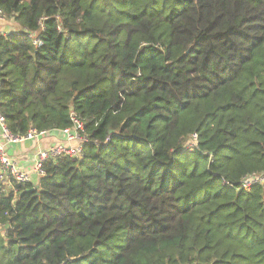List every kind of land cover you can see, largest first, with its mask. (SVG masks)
Returning a JSON list of instances; mask_svg holds the SVG:
<instances>
[{"label":"trees","instance_id":"16d2710c","mask_svg":"<svg viewBox=\"0 0 264 264\" xmlns=\"http://www.w3.org/2000/svg\"><path fill=\"white\" fill-rule=\"evenodd\" d=\"M0 13L8 132L76 119L87 139L35 183L0 180V264H264V180L243 183L264 176V0Z\"/></svg>","mask_w":264,"mask_h":264},{"label":"built area","instance_id":"2783aa9c","mask_svg":"<svg viewBox=\"0 0 264 264\" xmlns=\"http://www.w3.org/2000/svg\"><path fill=\"white\" fill-rule=\"evenodd\" d=\"M0 19H3L1 13H0ZM0 34L6 35L3 32H0ZM34 42L37 45L41 44V41L38 38H36ZM73 121H74V126L69 129H64L62 130V132L65 136L66 142L69 143L70 141L77 139L78 140L77 144L75 146L74 145L72 146L70 144H65V143L55 144L53 146H50L47 149L39 150L37 154L35 155V160H34V164H33L31 171L24 172V171H21L15 168L14 163L11 162L6 152L5 145L19 141L21 139L34 138L36 136L44 134L45 131L36 133L34 130H30L24 137H21V138L12 136L6 129L5 124H4V119L0 115V128H1L2 139H3V143L0 142V180L4 182L7 176H11L19 182H28V181H31L30 180L31 174H35L37 178H39L43 174L42 164L44 160L47 158L58 156L61 154H65L70 157L77 158L81 154L82 145L87 139L85 137L80 136L79 134V131L82 130V124L76 119H73ZM262 180H264V176L247 177L243 180V183L245 186H247L254 182H258Z\"/></svg>","mask_w":264,"mask_h":264},{"label":"crops","instance_id":"0c3cea01","mask_svg":"<svg viewBox=\"0 0 264 264\" xmlns=\"http://www.w3.org/2000/svg\"><path fill=\"white\" fill-rule=\"evenodd\" d=\"M17 29L18 26L15 22L5 18L0 19V32L7 34ZM0 142L3 143L1 129ZM77 142L78 140L74 139L68 143L65 141V136L62 131L51 130L31 139H21L4 145L11 162L14 163L15 168L24 172H30L34 164L35 155L39 150L47 149L50 146L62 143L75 146ZM37 179L38 178L35 174L30 175V180L34 183Z\"/></svg>","mask_w":264,"mask_h":264},{"label":"rangeland","instance_id":"374dc122","mask_svg":"<svg viewBox=\"0 0 264 264\" xmlns=\"http://www.w3.org/2000/svg\"><path fill=\"white\" fill-rule=\"evenodd\" d=\"M1 129V128H0ZM2 133V132H1ZM191 142H189L188 144L190 145Z\"/></svg>","mask_w":264,"mask_h":264}]
</instances>
